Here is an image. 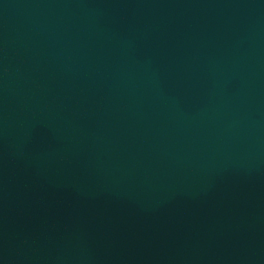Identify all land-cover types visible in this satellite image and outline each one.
Listing matches in <instances>:
<instances>
[{
  "label": "water",
  "instance_id": "95a60500",
  "mask_svg": "<svg viewBox=\"0 0 264 264\" xmlns=\"http://www.w3.org/2000/svg\"><path fill=\"white\" fill-rule=\"evenodd\" d=\"M0 264H264V0H0Z\"/></svg>",
  "mask_w": 264,
  "mask_h": 264
}]
</instances>
